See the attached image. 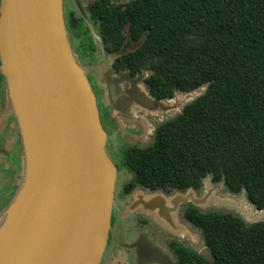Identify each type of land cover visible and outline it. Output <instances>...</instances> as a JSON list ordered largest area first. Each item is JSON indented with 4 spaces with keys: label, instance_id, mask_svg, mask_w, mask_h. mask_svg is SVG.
I'll return each instance as SVG.
<instances>
[{
    "label": "trees",
    "instance_id": "obj_1",
    "mask_svg": "<svg viewBox=\"0 0 264 264\" xmlns=\"http://www.w3.org/2000/svg\"><path fill=\"white\" fill-rule=\"evenodd\" d=\"M91 16L107 51L119 53L114 68L144 72L151 96L205 87L155 127L148 146L124 151L130 188L198 190L210 176L264 208V0H129L98 3ZM3 82L0 74V95ZM11 177L0 176V213L16 189H5ZM182 216L199 229L210 259L172 242L179 264H264V220L247 224L191 203Z\"/></svg>",
    "mask_w": 264,
    "mask_h": 264
},
{
    "label": "water",
    "instance_id": "obj_2",
    "mask_svg": "<svg viewBox=\"0 0 264 264\" xmlns=\"http://www.w3.org/2000/svg\"><path fill=\"white\" fill-rule=\"evenodd\" d=\"M101 67L105 100L121 121L135 110L154 114L172 109L169 99L151 96L144 82L137 85L142 75L131 78L125 71ZM87 71L71 48L62 0H0V74L22 146L20 181L0 213V219L5 217L0 264L102 263L117 166ZM116 75L121 79L109 80ZM123 81L128 88L119 86ZM193 192L176 191L167 199L155 194L170 204L166 219L174 235L192 241L193 232L177 220V212L183 203L198 207L205 201V195L196 198ZM137 208L132 204L129 211ZM177 222L186 233L176 231ZM133 246L136 264H170L162 250L144 238ZM119 252L120 259L110 264H129Z\"/></svg>",
    "mask_w": 264,
    "mask_h": 264
},
{
    "label": "flooded vegetation",
    "instance_id": "obj_3",
    "mask_svg": "<svg viewBox=\"0 0 264 264\" xmlns=\"http://www.w3.org/2000/svg\"><path fill=\"white\" fill-rule=\"evenodd\" d=\"M128 1L129 0H77L76 3L75 0H62L63 19L69 36L71 48L83 66H93L90 72L87 71V77L92 90L95 93L101 123H103V111L101 110L99 103L102 101V104L108 105V102L107 100L99 97L97 91L91 84L89 75L96 81V87H100L104 94L105 84L102 82L103 78H101V66H103V68L105 66H109L114 71H125L131 78H136L138 75H142L143 78H141L140 82H137V85H140L141 82H143L145 73L138 72L135 75H132L127 70L114 68L116 65L120 66V64L115 61L119 56V53L108 52L105 48L99 34L100 24L92 18L91 8L96 6L98 3H105L107 7L111 8L114 5L126 3ZM73 22L75 27L71 28V24H73ZM131 46H133V43L130 46L124 47L125 51L128 50L129 47L131 48ZM113 79L118 80L121 79V77L117 75L109 77L110 81ZM119 86L121 88H128L129 83L127 81H123L119 84ZM106 117L107 118L105 119H107L109 123L117 124L112 113L109 112ZM108 142L109 135L107 133V144ZM117 181L118 170L117 180L114 187L115 205L112 209L111 225L102 263L110 264L111 262L119 260V251L122 250V253L125 254L128 263L130 264L133 261L134 264H136V248L133 244L141 237L150 241L154 245H157L168 257L170 264H179L171 247L172 242L179 243L185 247L189 246L184 243L180 237L174 235L173 229L170 227V224L166 219V214L169 212L168 208H170V204L168 202L163 204L161 198L155 197V194H163L167 199L168 195L171 193L161 190L151 191L143 187L130 188L129 185L131 180L121 183L117 188ZM139 193H145L146 195L144 198H140L138 196ZM140 201L144 203V208L150 209L151 211L144 210ZM132 204H138L139 208L129 211V207ZM160 208L164 209V214L160 213ZM169 218L171 220L174 219L173 214H170ZM124 219H129L130 222L127 225H123ZM183 232L186 233L185 230ZM170 234L176 238H173ZM108 252V256L105 257ZM146 264L156 263L149 262Z\"/></svg>",
    "mask_w": 264,
    "mask_h": 264
},
{
    "label": "rangeland",
    "instance_id": "obj_4",
    "mask_svg": "<svg viewBox=\"0 0 264 264\" xmlns=\"http://www.w3.org/2000/svg\"><path fill=\"white\" fill-rule=\"evenodd\" d=\"M133 46H135L134 43ZM85 67L88 68L89 72L92 70L91 66ZM89 79L94 89L97 91L99 97L105 99L103 90L100 89V87L98 88V86L96 87V81L92 78V76L89 75ZM204 88L205 87L203 86L188 93L179 91L175 92L174 96L166 101L167 104L172 106V109L165 112L157 111L153 115L148 114L144 116L145 118H142L143 121H141V116L135 110V113L131 118L136 119L135 125L136 128H138H135L136 130H131L129 128L132 122L128 119L125 122L120 121L117 124L109 123L105 118H107L106 115L109 114V112L112 113V107L102 104V101L101 103H99V106L103 111L102 124L109 135L108 148L111 152L112 160L117 166L118 170L117 188L121 183L133 179L132 173L124 164V151L132 146H148L152 142L155 127L159 123L177 115L181 111L182 107L199 96L204 91ZM117 127L122 129H118ZM21 159L22 146L20 142V136L15 118L11 113L10 105L8 103L5 92V85L3 82L0 95V176L5 174L6 172L12 176L5 183L6 190H9L11 188L14 189L13 186L16 187V184H18L20 181L21 174H19V179L17 178V180H15V173L16 171H19L18 160ZM14 180L16 184H14ZM1 185H3L2 181L0 184V189ZM173 193L175 192H172L171 194ZM193 194L196 198H202L204 195L206 196L205 201L198 207L196 206L200 211L230 212L239 216L247 224L259 220H264V211L261 214H258V210L255 209V207L247 201L243 191L239 194H231L226 190L223 183H213L210 179V176H207L203 179L201 188L198 190H194ZM189 203L190 202H186L180 205L177 212V220L187 229L193 232L195 240L192 241L188 237H181V239L190 248L200 253L206 259H210V254L207 248L204 246L199 229L191 226L183 219L182 209ZM129 222V219H124L123 225H127ZM180 223L177 222V232L184 230L183 226ZM170 236L176 238L172 234H170ZM108 254L109 252L105 255V257L108 256ZM130 264H134V262L132 261Z\"/></svg>",
    "mask_w": 264,
    "mask_h": 264
},
{
    "label": "crops",
    "instance_id": "obj_5",
    "mask_svg": "<svg viewBox=\"0 0 264 264\" xmlns=\"http://www.w3.org/2000/svg\"><path fill=\"white\" fill-rule=\"evenodd\" d=\"M137 113L140 115V116H146V115H148V114H145V113H143V112H141V111H137ZM113 114V116H114V119H116V122L118 123V122H120L121 120H123V118H118L117 116H116V114L115 113H112ZM151 115H153V114H151ZM127 119L128 120H130L132 123H131V125L132 126H134L135 125V122H136V119H133V118H131V117H127ZM123 122V121H122ZM124 122H125V119H124ZM120 126H122V125H120ZM118 128V127H117ZM118 129H122V128H118ZM117 130V129H116Z\"/></svg>",
    "mask_w": 264,
    "mask_h": 264
},
{
    "label": "bare ground",
    "instance_id": "obj_6",
    "mask_svg": "<svg viewBox=\"0 0 264 264\" xmlns=\"http://www.w3.org/2000/svg\"><path fill=\"white\" fill-rule=\"evenodd\" d=\"M264 211V209H262V210H258V214H261L262 212ZM5 217H2L1 219H0V232L2 231V229H3V227H4V224H5ZM185 230V229H184ZM183 230V231H184ZM186 231V230H185Z\"/></svg>",
    "mask_w": 264,
    "mask_h": 264
}]
</instances>
